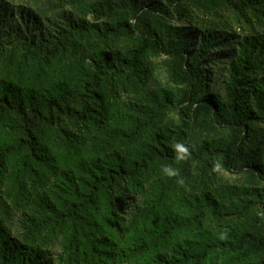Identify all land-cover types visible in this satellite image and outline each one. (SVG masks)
Listing matches in <instances>:
<instances>
[{"label":"trees","instance_id":"1","mask_svg":"<svg viewBox=\"0 0 264 264\" xmlns=\"http://www.w3.org/2000/svg\"><path fill=\"white\" fill-rule=\"evenodd\" d=\"M222 6L248 31L189 24ZM0 264H264V0H0Z\"/></svg>","mask_w":264,"mask_h":264},{"label":"rangeland","instance_id":"2","mask_svg":"<svg viewBox=\"0 0 264 264\" xmlns=\"http://www.w3.org/2000/svg\"><path fill=\"white\" fill-rule=\"evenodd\" d=\"M16 1H23V0H16ZM190 12L192 15V19H190L189 24L191 26H198L201 27L202 25L206 26L208 24H218V25H223L227 28H230L231 31L234 32H238L241 30L244 31H248V28L245 27L242 23H240V21L238 20V16L237 14H235L234 10L226 7V6H222L220 7L215 13H204L202 11H198L196 9H192L190 8ZM87 18H89V14H87L86 16ZM156 26L158 28L159 31L163 32L165 31L169 26H171V24L165 23V22H160V23H156ZM115 48L118 49L119 51L123 52L126 50V48H128L131 45V42L129 40L120 38L118 39V41L115 43ZM164 55H159V56H155V55H148L145 58V63L149 69L150 72V76H149V83H150V88L154 89V90H159L161 88L165 89L169 94L172 95V98L175 99L179 96V91L182 90V87L179 85H176L172 82H170L167 79V75L165 73V69H164ZM225 77H227V71L224 70L221 65L215 66V72L212 75V79H211V91L208 92V94H212L211 92H217L219 93L221 96L224 94V81H225ZM176 121V115L175 113L171 110V109H165L161 115V119L159 120V125L162 127H168L170 125H172L174 122ZM220 136L219 132H213V131H206V130H202L200 128H191L187 134L186 137L184 139L183 145H189V146H194L196 147L198 145L199 141L202 140H209V141H215V139L217 137ZM176 145V144H175ZM174 145V146H175ZM173 146V147H174ZM175 150V148H174ZM177 156V152L175 150V154H174V158H173V163H175L177 161L176 159ZM214 165H217L216 163L213 164V166L211 167L210 171H209V175L210 178L207 177L206 181H208V189L211 191L213 189H215L219 183L221 182H227V183H232V184H238V185H245V186H249L251 183L250 181H248L245 177L241 176V175H237V174H231L229 172L224 171L222 168L215 167ZM198 166V163H196V167ZM152 179V177H148L147 181ZM146 182V180H145ZM149 183V182H148ZM147 184L145 183L144 186H146ZM175 203V197L172 198V200H170L168 202V205L170 207H173ZM209 227H212V225H207Z\"/></svg>","mask_w":264,"mask_h":264},{"label":"clouds","instance_id":"3","mask_svg":"<svg viewBox=\"0 0 264 264\" xmlns=\"http://www.w3.org/2000/svg\"><path fill=\"white\" fill-rule=\"evenodd\" d=\"M176 152H177V156H176V159L177 160H184L186 159L188 156H190V152L188 150V148L183 145V144H176L174 146ZM215 167H218V165H214V168ZM164 172L169 176V177H177V183L183 185L184 183V180L182 177H180V174H179V170L178 169H173L171 167H165L164 169ZM220 239L224 240V239H227V234L226 232L225 233H221L220 234Z\"/></svg>","mask_w":264,"mask_h":264}]
</instances>
